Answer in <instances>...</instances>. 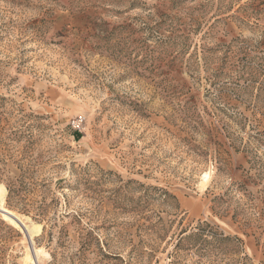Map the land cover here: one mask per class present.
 Instances as JSON below:
<instances>
[{
  "label": "rangeland",
  "instance_id": "obj_1",
  "mask_svg": "<svg viewBox=\"0 0 264 264\" xmlns=\"http://www.w3.org/2000/svg\"><path fill=\"white\" fill-rule=\"evenodd\" d=\"M0 186V264H264V0H0Z\"/></svg>",
  "mask_w": 264,
  "mask_h": 264
},
{
  "label": "bare ground",
  "instance_id": "obj_2",
  "mask_svg": "<svg viewBox=\"0 0 264 264\" xmlns=\"http://www.w3.org/2000/svg\"><path fill=\"white\" fill-rule=\"evenodd\" d=\"M206 178H208L207 175H206ZM7 193H8L7 189H6L5 187H3V186H0V214H1L4 218L10 220L11 222H13V223L16 225V222H15V221H16L17 219H20V218H19L18 215H16L13 211L9 210V209L5 206V199H6V195H7ZM6 215L9 216V217H7ZM40 230H41V227H40V226L36 227V228L32 231V233H30L31 239L33 238V236H34L35 234H39V233H40ZM29 232H30V231H29ZM36 253H37V252H36ZM33 257H34L35 261H37V255L34 254ZM34 259H32V260H34Z\"/></svg>",
  "mask_w": 264,
  "mask_h": 264
},
{
  "label": "water",
  "instance_id": "obj_3",
  "mask_svg": "<svg viewBox=\"0 0 264 264\" xmlns=\"http://www.w3.org/2000/svg\"><path fill=\"white\" fill-rule=\"evenodd\" d=\"M7 216V215H6ZM9 217V216H7ZM16 223L22 228V230L25 232L27 238L29 241H31V236H30V233H29V230L25 227V225L23 224V222L20 220V219H17L16 220ZM34 252H32L33 254Z\"/></svg>",
  "mask_w": 264,
  "mask_h": 264
},
{
  "label": "built area",
  "instance_id": "obj_4",
  "mask_svg": "<svg viewBox=\"0 0 264 264\" xmlns=\"http://www.w3.org/2000/svg\"><path fill=\"white\" fill-rule=\"evenodd\" d=\"M84 118L80 117L78 118L77 120H75L73 123H72V127L74 129H78L80 130L82 128V126L84 125Z\"/></svg>",
  "mask_w": 264,
  "mask_h": 264
}]
</instances>
